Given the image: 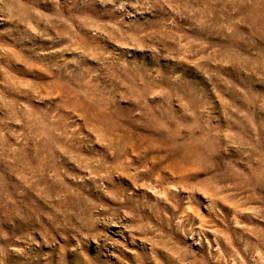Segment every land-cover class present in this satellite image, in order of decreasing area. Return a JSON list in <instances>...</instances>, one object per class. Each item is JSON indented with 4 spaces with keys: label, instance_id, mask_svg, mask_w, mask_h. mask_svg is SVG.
Wrapping results in <instances>:
<instances>
[{
    "label": "rangeland",
    "instance_id": "374dc122",
    "mask_svg": "<svg viewBox=\"0 0 264 264\" xmlns=\"http://www.w3.org/2000/svg\"><path fill=\"white\" fill-rule=\"evenodd\" d=\"M0 264H264V0H0Z\"/></svg>",
    "mask_w": 264,
    "mask_h": 264
}]
</instances>
